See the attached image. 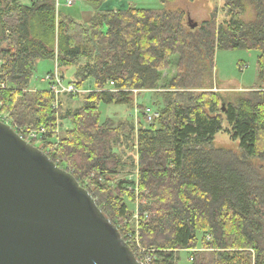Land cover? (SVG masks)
Listing matches in <instances>:
<instances>
[{"label":"trees","instance_id":"obj_1","mask_svg":"<svg viewBox=\"0 0 264 264\" xmlns=\"http://www.w3.org/2000/svg\"><path fill=\"white\" fill-rule=\"evenodd\" d=\"M86 1L93 12L83 22L56 0H0V45L7 43L0 116L9 113L17 128L44 126L48 136L59 116L68 120L72 127L48 155L90 191L125 240L138 223L153 264H180L182 250L192 251L189 264H264V171L253 163L264 161V0H222L223 20L215 9L194 28L184 9ZM239 48L259 53L261 85L232 101L208 89L216 51ZM40 60L57 62L63 79L61 69L75 67L69 83L79 89L94 80L82 106H65L61 94L56 108L49 85L31 87ZM166 71L171 78L159 89ZM145 89L154 92L159 118L147 121L142 105L138 126L101 120L102 104L134 109L135 90ZM223 130L239 140V153L214 145ZM127 200L138 202L137 218Z\"/></svg>","mask_w":264,"mask_h":264},{"label":"water","instance_id":"obj_2","mask_svg":"<svg viewBox=\"0 0 264 264\" xmlns=\"http://www.w3.org/2000/svg\"><path fill=\"white\" fill-rule=\"evenodd\" d=\"M0 264H142L74 174L1 119Z\"/></svg>","mask_w":264,"mask_h":264},{"label":"rangeland","instance_id":"obj_3","mask_svg":"<svg viewBox=\"0 0 264 264\" xmlns=\"http://www.w3.org/2000/svg\"><path fill=\"white\" fill-rule=\"evenodd\" d=\"M30 3V0H25ZM58 2V9L62 12L68 13L79 21L87 22L85 14L86 11L93 9L90 2L86 0H75V4L72 6L66 5V0H56ZM21 3L22 0H21ZM139 7L146 9H184L188 16L191 17L192 21L197 22L198 25L210 19L211 14L217 10V22H221L224 18L223 13V2L222 0H173L168 4H163L160 0H107V4L104 6L106 9H127L129 7ZM253 16V9L249 6L247 13L245 15L246 19ZM7 43H1L0 47H5ZM258 52L255 50H249L244 48L239 49H220L216 51L215 54V69L213 74V79L211 80L210 88L208 90L219 91L225 95L229 100H235L245 89L252 87H257L261 85V80L259 78V69L257 64ZM3 62L0 60V64ZM56 64L52 60H40L36 64L34 75L31 80V87L33 89H43L49 85V82L45 81L43 78L47 73H51L55 70ZM173 68V73H174ZM64 74V82L69 83L74 81L75 67H68L61 69ZM176 70V69H175ZM171 72L166 71L164 73V78L159 85V89L164 90V85L168 83L171 78ZM81 93L74 97L68 95L67 93L61 96L63 104L69 108H78L83 105V93L94 90L95 82L93 79H88L82 85ZM134 98V109L128 108L126 105L120 104H102L100 106L101 120L105 121L106 118L113 119L114 122L119 120H129L135 122L138 126L139 121H141L142 114H140V108L142 105L151 106L158 109L153 100L155 98L153 90L145 89L143 91L136 90L133 95ZM59 106V103H58ZM1 116L9 117V113L4 112ZM139 117V119H138ZM10 118V117H9ZM144 124H147L143 121ZM57 126L59 127V132L50 134L52 140L59 141L64 132L72 127V124L68 120H62L59 116L57 121ZM228 124L225 123L227 128ZM52 132V131H51ZM57 136V139H55ZM37 147L42 146V142H36ZM41 145V146H40ZM214 145L219 148H225L232 150L236 153L240 152L239 140L234 139L229 132L223 130L219 132L214 140ZM53 148V147H52ZM55 148V147H54ZM253 163L256 166L262 167L264 171V161L259 159H254ZM130 173V176L134 175V170ZM129 176V177H130ZM129 201V200H127ZM130 202V207L137 210V203ZM132 225L134 221L130 222ZM191 250L181 251V261L180 264H189L191 259Z\"/></svg>","mask_w":264,"mask_h":264},{"label":"built area","instance_id":"obj_4","mask_svg":"<svg viewBox=\"0 0 264 264\" xmlns=\"http://www.w3.org/2000/svg\"><path fill=\"white\" fill-rule=\"evenodd\" d=\"M58 4V3H57ZM75 4V0H66L67 6H72ZM45 81L49 82V88L50 90L56 95V102L55 107L58 108V98L61 94L70 93V94H76L81 93V89H79L74 83H65L64 79L62 78L60 71H59V64L56 62V68L53 72L47 73L45 77L43 78ZM111 85H113V82H111ZM2 87H5V82L1 83ZM136 91V90H135ZM143 114L145 115L147 121L152 122L154 119L160 117V111L156 108H153L151 106H145L143 110ZM0 119L11 126H13L17 132L28 142L35 145L36 142H42V146L40 147L45 148V152H53L55 150L56 146L58 145L57 141L52 140V137L48 136L49 130L45 128L44 126H37L32 127L30 125L25 127H16L15 123L11 122V119L9 117L0 116ZM59 127L55 129L53 133L59 132ZM53 147V148H52ZM55 147V148H54ZM59 160L56 161L58 164ZM134 217L137 218V210L134 214ZM130 246H133L138 252L139 258L138 260L142 264H153V262L156 259V256L153 254L152 250H148L140 244L139 240V233H138V223H136V227L133 231L127 232V240H126Z\"/></svg>","mask_w":264,"mask_h":264},{"label":"crops","instance_id":"obj_5","mask_svg":"<svg viewBox=\"0 0 264 264\" xmlns=\"http://www.w3.org/2000/svg\"><path fill=\"white\" fill-rule=\"evenodd\" d=\"M22 2L24 3V4H30V3H28L27 1H25V0H22ZM107 4V2L103 5V7L105 6ZM113 9V8H112ZM92 12H93V9L92 10H90V11H86V16H85V18H86V20H88V18H90L91 17V15H92Z\"/></svg>","mask_w":264,"mask_h":264}]
</instances>
